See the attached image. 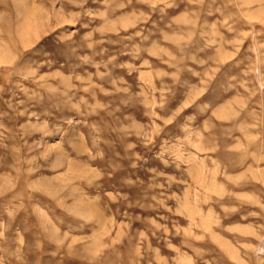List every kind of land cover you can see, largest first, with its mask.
Instances as JSON below:
<instances>
[{
    "label": "rangeland",
    "instance_id": "1",
    "mask_svg": "<svg viewBox=\"0 0 264 264\" xmlns=\"http://www.w3.org/2000/svg\"><path fill=\"white\" fill-rule=\"evenodd\" d=\"M0 264H264V0H0Z\"/></svg>",
    "mask_w": 264,
    "mask_h": 264
}]
</instances>
